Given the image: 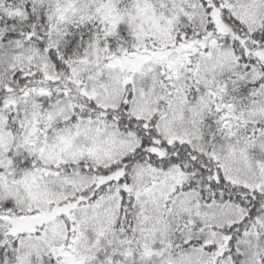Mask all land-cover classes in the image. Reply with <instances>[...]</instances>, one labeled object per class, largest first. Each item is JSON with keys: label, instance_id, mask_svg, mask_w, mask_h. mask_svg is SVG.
Returning a JSON list of instances; mask_svg holds the SVG:
<instances>
[{"label": "snow or ice", "instance_id": "6c2138e0", "mask_svg": "<svg viewBox=\"0 0 264 264\" xmlns=\"http://www.w3.org/2000/svg\"><path fill=\"white\" fill-rule=\"evenodd\" d=\"M0 264H264V0H0Z\"/></svg>", "mask_w": 264, "mask_h": 264}]
</instances>
